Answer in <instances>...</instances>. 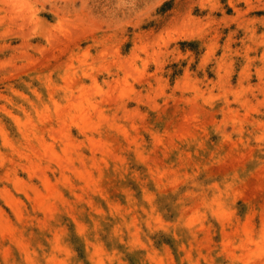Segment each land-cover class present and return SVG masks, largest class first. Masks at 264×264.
<instances>
[{
	"label": "rangeland",
	"instance_id": "obj_1",
	"mask_svg": "<svg viewBox=\"0 0 264 264\" xmlns=\"http://www.w3.org/2000/svg\"><path fill=\"white\" fill-rule=\"evenodd\" d=\"M0 264H264V0H0Z\"/></svg>",
	"mask_w": 264,
	"mask_h": 264
},
{
	"label": "bare ground",
	"instance_id": "obj_2",
	"mask_svg": "<svg viewBox=\"0 0 264 264\" xmlns=\"http://www.w3.org/2000/svg\"><path fill=\"white\" fill-rule=\"evenodd\" d=\"M48 33H47V35H46V37H47V40L50 42L51 41V36H52V34H51V31H47ZM95 114V113H94ZM70 137L68 136V134L65 132V133H63V140H66V141H68V139H69ZM67 143V142H66ZM66 161H67V159H66ZM65 161V162H66ZM61 167V166H60ZM24 168V167H23ZM44 184L45 185H47V186H49V184H48V181L45 179L44 181ZM47 186H46V188H47ZM50 188V187H49ZM48 188V189H49Z\"/></svg>",
	"mask_w": 264,
	"mask_h": 264
}]
</instances>
